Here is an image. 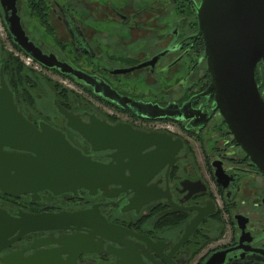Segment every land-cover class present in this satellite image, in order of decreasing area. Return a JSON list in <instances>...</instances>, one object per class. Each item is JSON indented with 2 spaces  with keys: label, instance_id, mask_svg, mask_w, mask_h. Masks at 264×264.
I'll return each instance as SVG.
<instances>
[{
  "label": "flooded vegetation",
  "instance_id": "af4514ba",
  "mask_svg": "<svg viewBox=\"0 0 264 264\" xmlns=\"http://www.w3.org/2000/svg\"><path fill=\"white\" fill-rule=\"evenodd\" d=\"M199 1L17 0L22 27L34 45L66 64L68 69L83 74L82 79H77L73 72L61 73L36 62L66 78L82 94L78 97L71 88H65V100L55 101L59 122L30 118L27 109L20 108L3 74L17 110L27 120L37 128L45 124L63 133L83 154L103 163L111 161L117 149H93L87 139L67 125L59 106L85 124L96 118L111 126L125 125L141 132L167 134L169 139L161 140L164 149L160 150L159 167L145 174L146 197L153 199L138 210H122L130 204V199L136 200V192L132 189L119 192L115 197L107 196L115 193L119 184H109L106 190L98 189L94 194L83 188L77 193L54 194L43 189L19 196L0 191L3 196L1 209L17 216L96 207L107 221L161 241L166 253L174 251L173 264H205L214 252L237 246L241 237L245 245L264 249V175L235 141L214 106L215 92L209 89L211 78L204 40L198 34L196 6ZM8 35L12 40L9 32ZM255 78L262 94L258 78ZM92 82L104 85L114 96L117 94V100L103 92H95ZM133 102L160 108L169 104L177 107L172 117L147 118L132 111ZM135 121L147 127L137 126ZM71 132L78 136L81 145L71 140ZM175 142L180 143V147L170 159L167 153L171 150L166 147H174ZM155 148V145L147 146L140 155L151 153ZM3 150L14 151L8 147ZM125 175L132 176L129 170H125ZM138 183L140 181L131 184L136 188ZM44 193L52 197L80 196L87 204L72 209L39 208ZM201 213L203 216L196 227L176 248L187 226ZM76 233L87 232H29L4 249L0 258L13 250L30 254L34 249L27 248L38 238ZM107 244L105 241L104 251ZM110 244L113 248L119 246ZM232 256L234 254H228L229 259ZM117 261L116 256L105 253L82 254L77 259L78 264H117ZM147 264L151 263L147 261ZM158 264L166 263L159 260Z\"/></svg>",
  "mask_w": 264,
  "mask_h": 264
},
{
  "label": "water",
  "instance_id": "95a60500",
  "mask_svg": "<svg viewBox=\"0 0 264 264\" xmlns=\"http://www.w3.org/2000/svg\"><path fill=\"white\" fill-rule=\"evenodd\" d=\"M0 12L13 43L27 56L48 69L73 72L77 79L83 78L81 71L68 69L66 64L57 61L51 54L43 53L28 38L18 14L17 0H0ZM196 12L198 34L204 40L211 78L209 89L215 92L214 106L235 141L264 175V97L255 78L257 64L261 62L264 66V0H200ZM91 84L95 92H103L105 96L117 100V94H110L104 85ZM132 104L135 114L147 118L172 117L177 107L174 104L164 108L140 102ZM59 109L67 125L87 139L93 149H117L111 155V161L93 160L74 147L63 133L45 124L37 128L27 120L17 110L13 93L0 67V191L19 196L35 194L43 189L54 194L77 193L83 188L94 194L98 189L106 190L109 184H119L120 188L107 196L115 197L128 189L136 192V200L130 199V204L122 210H138L153 199L146 197L145 174L150 169L153 173L159 167L160 150L164 149L161 140L168 141L169 135L141 132L125 125L111 126L96 118L85 124L76 115L60 106ZM150 145H155V150L140 155V151ZM3 147L14 151H5ZM179 147L177 142L174 147H166L171 150L167 156L171 159ZM125 170H129L132 176L125 175ZM138 181L139 187L134 188L131 183ZM217 181L222 183L220 179ZM202 216L201 213L190 222L176 248L193 231ZM50 230L87 233L35 239L27 248H33V252L25 255L20 250L10 251L0 258L1 264H78L80 255L90 253L114 255L118 258L117 264H147V261L158 264L159 260L173 264L171 255L174 251L166 253L161 241L107 221L96 207L20 213L17 216L0 208V253L26 233ZM105 241L108 244L104 251ZM110 243L119 246L113 248ZM50 244L55 246L47 248ZM229 253L234 254L230 259ZM228 263L264 264V249L245 245L241 237L237 246L214 252L205 264Z\"/></svg>",
  "mask_w": 264,
  "mask_h": 264
},
{
  "label": "rangeland",
  "instance_id": "374dc122",
  "mask_svg": "<svg viewBox=\"0 0 264 264\" xmlns=\"http://www.w3.org/2000/svg\"><path fill=\"white\" fill-rule=\"evenodd\" d=\"M0 67L4 69V75L7 83H9L15 93L16 100L20 103V108L24 111L27 109V115L32 118L43 119V120H56L59 115L56 111L55 101L63 102L65 100V88H71L76 96L82 95L80 89L74 87L66 78L59 77L56 74L50 72L47 69L42 68L36 62H28L27 56L16 47V45L10 39L6 27L2 21L0 13ZM23 64L22 76L23 79L17 80L13 70H6L5 65L12 59ZM12 65L11 68H13ZM264 66L262 63L256 67V70L260 74L259 86L264 93V73L261 71ZM14 69V68H13ZM255 70V71H256ZM77 93V94H76ZM262 93L263 97L264 94ZM70 96V95H69ZM59 122V120H56ZM137 126L147 127L145 123L135 121ZM69 134V133H68ZM71 140L75 144L81 145V141L71 132ZM85 195V194H84ZM0 194V198H2ZM1 200V199H0ZM2 201V200H1ZM87 202L82 197L71 198L68 194L61 197H52L49 193L42 195V200L39 203V208L52 206L54 208H67L72 209L80 205H85ZM205 249L201 250L203 252Z\"/></svg>",
  "mask_w": 264,
  "mask_h": 264
},
{
  "label": "trees",
  "instance_id": "16d2710c",
  "mask_svg": "<svg viewBox=\"0 0 264 264\" xmlns=\"http://www.w3.org/2000/svg\"><path fill=\"white\" fill-rule=\"evenodd\" d=\"M17 47V46H16ZM12 65H14V69L13 68H11L12 67ZM5 69L7 70H13L14 71V73H15V75H16V78H17V80H21V79H23V76H22V70H23V64L21 63V62H19V61H17L16 59H12V64H11V61H9L6 65H5ZM262 70L261 71H263L262 73H264V69H263V67L261 68ZM255 76L258 78V80H260V74H259V72L256 70V72H255Z\"/></svg>",
  "mask_w": 264,
  "mask_h": 264
},
{
  "label": "built area",
  "instance_id": "2783aa9c",
  "mask_svg": "<svg viewBox=\"0 0 264 264\" xmlns=\"http://www.w3.org/2000/svg\"><path fill=\"white\" fill-rule=\"evenodd\" d=\"M27 60H28V62H30V61L33 62V60L29 56H27Z\"/></svg>",
  "mask_w": 264,
  "mask_h": 264
}]
</instances>
